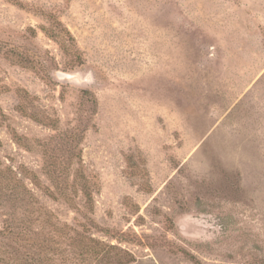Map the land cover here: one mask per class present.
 Masks as SVG:
<instances>
[{
    "label": "rangeland",
    "instance_id": "rangeland-1",
    "mask_svg": "<svg viewBox=\"0 0 264 264\" xmlns=\"http://www.w3.org/2000/svg\"><path fill=\"white\" fill-rule=\"evenodd\" d=\"M0 165L19 257L264 264V0H0Z\"/></svg>",
    "mask_w": 264,
    "mask_h": 264
},
{
    "label": "trees",
    "instance_id": "trees-1",
    "mask_svg": "<svg viewBox=\"0 0 264 264\" xmlns=\"http://www.w3.org/2000/svg\"><path fill=\"white\" fill-rule=\"evenodd\" d=\"M9 172L13 174V170L9 167H2L0 165V186L1 188L11 187L12 189L24 188L25 184L22 179L17 178L16 173L13 178L9 175ZM27 190V189H26ZM91 240V239H90ZM41 246L39 254H34V258L19 257L17 253L14 255L9 251V244H0V264H48V260L52 257L48 255L47 248L44 245Z\"/></svg>",
    "mask_w": 264,
    "mask_h": 264
}]
</instances>
